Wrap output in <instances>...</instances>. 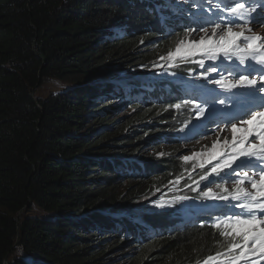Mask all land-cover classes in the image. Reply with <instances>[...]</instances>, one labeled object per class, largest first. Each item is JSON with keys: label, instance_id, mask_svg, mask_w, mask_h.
Listing matches in <instances>:
<instances>
[{"label": "trees", "instance_id": "obj_1", "mask_svg": "<svg viewBox=\"0 0 264 264\" xmlns=\"http://www.w3.org/2000/svg\"><path fill=\"white\" fill-rule=\"evenodd\" d=\"M214 2L0 0V264H203L226 250L212 225L240 209L185 187L203 172L186 170L181 143L204 121L191 105L171 107L196 98L192 83L222 93L209 83L218 74L194 80L199 56L153 67L185 28L213 19ZM53 77L71 87L37 97ZM189 173L178 196L189 200L139 209Z\"/></svg>", "mask_w": 264, "mask_h": 264}, {"label": "snow or ice", "instance_id": "obj_2", "mask_svg": "<svg viewBox=\"0 0 264 264\" xmlns=\"http://www.w3.org/2000/svg\"><path fill=\"white\" fill-rule=\"evenodd\" d=\"M251 2L253 0H217L213 5L216 9L215 19L203 20L202 24L206 26L185 28L184 39L179 41L175 51L170 50L166 56L159 57L166 63L153 65L162 69L166 66L177 67L178 63H191L193 57L199 56L194 63L205 70L193 77L192 69H189V76L194 80L201 77L207 79L210 73H217L219 78L209 83L218 86L223 92L217 93L214 88L192 83L189 87L196 98L171 107L180 109L191 105L196 110V116L205 117L208 123L213 122L210 117H214L217 112L229 113L222 117L224 127L217 125V139L212 142L211 148L181 157L184 162L193 161V171L199 167L203 172L198 180L193 181L195 188L185 185L195 191L204 183L206 190L200 192L197 198L224 201L229 211L240 209L238 213L215 219L212 226L221 230L219 234L227 242V247L224 252L205 257L203 264H259V261L264 260V110H251L252 107L264 109V35L246 34L252 32L249 21L264 23V16L251 15L257 11V7L250 6ZM258 7L264 10V2ZM168 20L167 16H161L162 27H169ZM197 32L203 35L199 39H192ZM205 60H219L221 63L205 66ZM254 72L259 75H253ZM239 90H248L249 98L242 100L238 95ZM220 95L224 98L218 99ZM257 95L261 96L259 104L253 103ZM217 104L223 107L217 109ZM232 109L239 115L233 114ZM206 112L210 114L209 117L205 116ZM240 115L248 118L239 119ZM226 129H230L231 138L224 136L221 140L220 133ZM244 168L254 171L252 174L237 171ZM233 175L238 178L234 180L232 188L226 187L225 183L216 184L218 191L207 187L217 178L224 180ZM182 178L178 176L176 183ZM246 183L250 185L249 188L244 187ZM189 199L188 196L173 197L171 200L161 198L152 204L153 207L164 209ZM25 264L28 262L25 261Z\"/></svg>", "mask_w": 264, "mask_h": 264}, {"label": "rangeland", "instance_id": "obj_3", "mask_svg": "<svg viewBox=\"0 0 264 264\" xmlns=\"http://www.w3.org/2000/svg\"><path fill=\"white\" fill-rule=\"evenodd\" d=\"M217 22H219V21H217ZM234 30H239V29L238 28H234ZM200 35H203V33L197 32V33H194L191 38L192 39H199V36ZM182 39H184V36L182 37ZM194 60H197V59H194ZM218 77L219 76L216 75L214 77H211L210 79L211 80H214V79H217ZM210 84H212V83H210ZM70 85L71 84L69 82H66V81H64L62 79H59V78H56V77H53L51 79L49 78V79H46L43 82V84L41 86H39L35 90V94H36L37 97L47 98L50 95H56V94L61 93L63 91H67L68 88L71 87ZM212 85H214V84H212ZM119 112H121V113H119L121 115L128 114V109L126 107H121L120 110H119ZM206 115L208 117L210 116V114L208 112L206 113ZM234 122H237V121H234ZM204 124H206L207 126L206 127L204 126V128L202 129V133H200L201 136H199V138L197 137L196 139H194L193 141H189L188 143H181L184 146L186 145V148L184 149L185 153L183 155H181L180 158L183 157V156H190L193 151L200 152L202 149L211 148L212 142L217 139V127H214L212 125V122L211 123H208L206 119L204 120ZM221 127H224V125L221 126ZM220 136H221V140L223 139L224 136H228L229 139H230L231 138L230 137V129H226L225 132L220 133ZM165 150H169V149H165ZM192 163H193V161L184 162V165H185L186 170H189L192 173L198 172L200 170L199 167H197L195 169V171L192 170ZM248 169L249 168L237 169V171L240 172L241 174L244 171H248L249 174H250L252 171H250ZM192 178H193V176L191 177V179ZM226 178H229V177H226ZM237 178H238L237 176L235 177L233 175L230 178L229 181H226L225 182L226 187L232 188L233 187L234 180L237 179ZM191 179L190 178H188V179L182 178L180 180V182L178 183V186L177 185H170V186H168V188L159 191L156 195L152 196L151 198H148V199L143 200L141 203H139V204H141L139 206V209L140 210L154 209V208L155 209H161V208L153 207L152 202L153 201H156V200H160L161 198H163L164 200H171L173 197H178L179 194H180V192H181V190H182V188L184 187V185L188 181H190ZM175 182H176V180H175ZM214 183H215V181L213 183L208 184L207 187H211V188H213L214 191H218V189H216V185ZM244 187L249 188L250 185H248L246 183L244 185ZM199 189H201V191L203 189L206 190V188L204 186V183H201ZM198 190H196V191H198ZM194 196L195 195H193V197ZM196 201L197 200H194L193 202H196ZM222 202H224V201H222ZM224 203H226V202H224ZM175 204H177V203H175ZM29 214L30 215H39V214H42V211L39 210V209H37V208H33V210ZM13 255H15V256H19V255L20 256H23L22 253L19 254V251L18 250H16ZM263 262H264V260H261V261H259V264H262Z\"/></svg>", "mask_w": 264, "mask_h": 264}, {"label": "bare ground", "instance_id": "obj_4", "mask_svg": "<svg viewBox=\"0 0 264 264\" xmlns=\"http://www.w3.org/2000/svg\"><path fill=\"white\" fill-rule=\"evenodd\" d=\"M262 2H264V0H253V2H251L250 3V6H254V7H257V11L255 12V13H252L251 15H253V16H264V10H262L260 7H258V5L260 4V3H262ZM208 3V2H207ZM255 32H256V34H258V30H257V28L255 29ZM193 66V65H192ZM188 68H190V67H188ZM189 74V73H188ZM176 89V88H175ZM174 96V95H173ZM175 98H176V96H175ZM174 102H176V101H174ZM168 103V102H167ZM171 104H173V103H171ZM175 112H176V110H175ZM199 138V137H198ZM174 139V138H173ZM174 140H177V139H174ZM169 145V144H168ZM171 145V144H170ZM182 182V181H181ZM180 213V212H179ZM162 218V217H161ZM165 219V218H164ZM163 219V220H164ZM183 219V218H182ZM204 219V218H203ZM176 220H178V219H176ZM167 221H170L169 220V218H168V220ZM191 222V221H190ZM207 222V221H206ZM170 224V223H169ZM164 225V224H163ZM190 225V224H189ZM164 227V226H163ZM166 227V226H165ZM191 227H193V229H194V225L192 226L191 225ZM198 227H200V226H198ZM123 228V227H122ZM160 228V227H159ZM180 228V227H179ZM188 228V227H187ZM174 229V228H173ZM161 230V229H160ZM166 230V229H165ZM183 230V229H182ZM185 230V229H184ZM188 230V229H187ZM171 231V230H170ZM176 231H178L177 229L175 230V232ZM191 231V230H190ZM215 231V230H214ZM218 231V230H217ZM187 232V231H186ZM165 233H167V232H165ZM171 233V232H170ZM169 233V234H170ZM173 233H174V231H173ZM178 233H179V231H178ZM184 233V232H183ZM181 234V233H180ZM171 235V234H170ZM176 235H177V233H176ZM179 235V234H178ZM220 235V234H219ZM216 236V235H215ZM220 246V245H219ZM126 248V247H125ZM122 250V249H121ZM221 251V250H220ZM217 252V251H216Z\"/></svg>", "mask_w": 264, "mask_h": 264}, {"label": "clouds", "instance_id": "obj_5", "mask_svg": "<svg viewBox=\"0 0 264 264\" xmlns=\"http://www.w3.org/2000/svg\"><path fill=\"white\" fill-rule=\"evenodd\" d=\"M258 25L262 24V23H257ZM257 28L258 32L260 31V28L255 27L254 30Z\"/></svg>", "mask_w": 264, "mask_h": 264}, {"label": "water", "instance_id": "obj_6", "mask_svg": "<svg viewBox=\"0 0 264 264\" xmlns=\"http://www.w3.org/2000/svg\"><path fill=\"white\" fill-rule=\"evenodd\" d=\"M20 214V213H19Z\"/></svg>", "mask_w": 264, "mask_h": 264}]
</instances>
